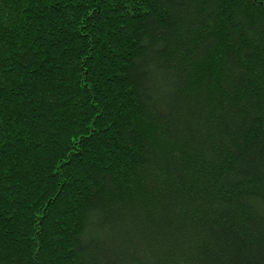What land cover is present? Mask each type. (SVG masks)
<instances>
[{"label":"trees","instance_id":"1","mask_svg":"<svg viewBox=\"0 0 264 264\" xmlns=\"http://www.w3.org/2000/svg\"><path fill=\"white\" fill-rule=\"evenodd\" d=\"M0 264H264V0H0Z\"/></svg>","mask_w":264,"mask_h":264}]
</instances>
